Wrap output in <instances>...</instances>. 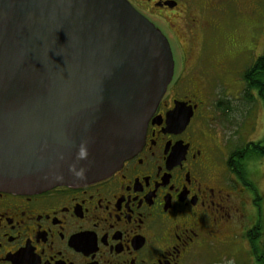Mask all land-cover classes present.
Segmentation results:
<instances>
[{
  "label": "flooded vegetation",
  "instance_id": "1",
  "mask_svg": "<svg viewBox=\"0 0 264 264\" xmlns=\"http://www.w3.org/2000/svg\"><path fill=\"white\" fill-rule=\"evenodd\" d=\"M127 1L180 54L143 139L94 181L0 190V264H218L236 259L233 246L243 237L247 259L264 263L260 217L253 223L247 215L256 201L252 188L234 161L227 163L238 146H226L222 129L212 125L192 74L199 67L187 64L196 39L202 53L203 41L219 32L221 0ZM261 31L264 38V25ZM176 101L189 114L183 125L178 116L166 121Z\"/></svg>",
  "mask_w": 264,
  "mask_h": 264
},
{
  "label": "water",
  "instance_id": "2",
  "mask_svg": "<svg viewBox=\"0 0 264 264\" xmlns=\"http://www.w3.org/2000/svg\"><path fill=\"white\" fill-rule=\"evenodd\" d=\"M173 69L166 36L127 0H0V190L110 173L140 145ZM188 115L176 101L166 121Z\"/></svg>",
  "mask_w": 264,
  "mask_h": 264
},
{
  "label": "rangeland",
  "instance_id": "3",
  "mask_svg": "<svg viewBox=\"0 0 264 264\" xmlns=\"http://www.w3.org/2000/svg\"><path fill=\"white\" fill-rule=\"evenodd\" d=\"M220 3L223 9L219 11L217 18L219 32L203 41L202 53L199 48L201 38L198 37L193 46L191 60L187 64L189 66L190 63H196L199 67L198 72L195 69L192 74L201 87L202 99L211 109L212 125L216 123L223 131L224 140L227 142L225 145L242 144L246 147L247 142H260L264 137V99L258 94L257 88H251L254 95L251 90L246 91L242 78L245 67L257 54L263 52L261 27L264 25V2L221 0ZM257 11L262 17L255 16ZM179 55L175 49L172 56L176 64H179ZM247 92L251 94L249 99L246 97ZM219 100L227 104L225 110L217 107ZM244 155L243 161L246 163L253 192L248 190L249 195L256 199L249 205L247 215L253 223L259 216L256 226L264 232V155ZM257 229H254L255 233ZM248 246L243 237L241 243L233 246L237 249L236 259L224 258L218 264H264L262 261L253 262L247 259L245 250ZM253 246L254 251L255 245Z\"/></svg>",
  "mask_w": 264,
  "mask_h": 264
},
{
  "label": "trees",
  "instance_id": "4",
  "mask_svg": "<svg viewBox=\"0 0 264 264\" xmlns=\"http://www.w3.org/2000/svg\"><path fill=\"white\" fill-rule=\"evenodd\" d=\"M242 78L245 81L246 91L249 88H257L258 94L264 99V51L245 67L242 72ZM246 97L249 99L251 94L247 92ZM216 105L223 110H225L224 108H227V104L223 102V100H219ZM246 144V147L241 144L237 147V150L229 153L227 163L230 166V162L233 160L235 163V172L243 180H248L247 182L251 185V182L246 176L248 171L246 163L243 161L245 157L244 154H247V156L248 154L250 156L254 154L264 155V137L260 142L251 141Z\"/></svg>",
  "mask_w": 264,
  "mask_h": 264
},
{
  "label": "clouds",
  "instance_id": "5",
  "mask_svg": "<svg viewBox=\"0 0 264 264\" xmlns=\"http://www.w3.org/2000/svg\"><path fill=\"white\" fill-rule=\"evenodd\" d=\"M80 155H81V156H83V155H84V152H83V150H81V152H80Z\"/></svg>",
  "mask_w": 264,
  "mask_h": 264
}]
</instances>
